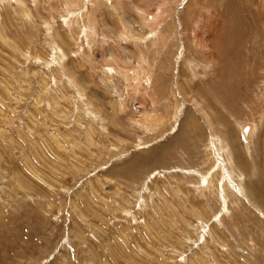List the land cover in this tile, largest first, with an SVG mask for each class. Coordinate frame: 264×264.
<instances>
[{
	"label": "rangeland",
	"instance_id": "rangeland-1",
	"mask_svg": "<svg viewBox=\"0 0 264 264\" xmlns=\"http://www.w3.org/2000/svg\"><path fill=\"white\" fill-rule=\"evenodd\" d=\"M0 264H264V0H0Z\"/></svg>",
	"mask_w": 264,
	"mask_h": 264
},
{
	"label": "bare ground",
	"instance_id": "bare-ground-1",
	"mask_svg": "<svg viewBox=\"0 0 264 264\" xmlns=\"http://www.w3.org/2000/svg\"><path fill=\"white\" fill-rule=\"evenodd\" d=\"M244 134H247V136H248V134H249V133H248V132H245ZM244 139H245V141H246V138H245V136H244Z\"/></svg>",
	"mask_w": 264,
	"mask_h": 264
}]
</instances>
